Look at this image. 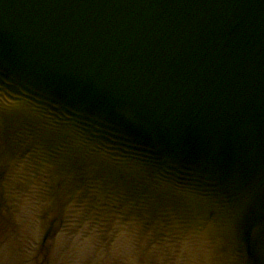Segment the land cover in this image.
I'll return each mask as SVG.
<instances>
[{"label":"water","instance_id":"1","mask_svg":"<svg viewBox=\"0 0 264 264\" xmlns=\"http://www.w3.org/2000/svg\"><path fill=\"white\" fill-rule=\"evenodd\" d=\"M0 264H264V0H0Z\"/></svg>","mask_w":264,"mask_h":264}]
</instances>
